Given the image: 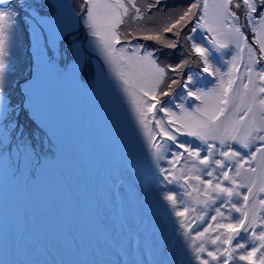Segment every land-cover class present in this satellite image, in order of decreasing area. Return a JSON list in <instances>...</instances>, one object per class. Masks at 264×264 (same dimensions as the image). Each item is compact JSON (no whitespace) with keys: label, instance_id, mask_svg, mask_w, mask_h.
Listing matches in <instances>:
<instances>
[{"label":"snow or ice","instance_id":"snow-or-ice-1","mask_svg":"<svg viewBox=\"0 0 264 264\" xmlns=\"http://www.w3.org/2000/svg\"><path fill=\"white\" fill-rule=\"evenodd\" d=\"M20 12L33 30L42 65L58 70L62 63L75 76L84 72L88 53H96L98 48L97 55L122 81L149 142L154 135H162L171 142V149L183 150L175 151L169 163H180L183 158L185 165L191 162L188 172L184 167L175 171L160 168L158 185H176L181 179L187 180L192 171L202 173L193 179L206 187L191 186L190 191L182 192L176 188L161 197L174 216L185 218L175 223L179 225L177 233L186 241L183 247L191 250L190 255L185 253L187 264H193V258L200 264H264V0H80L79 11L68 0H0V161L8 163L14 179L35 175L49 166L45 137L52 134L48 120L35 112L28 113L31 87L22 91L19 102L12 95L11 34L21 19ZM81 21L84 41L75 35L78 29L74 25ZM186 28L187 33L182 35ZM209 42L210 47L206 46ZM165 49L180 52L181 59L175 65L161 60L160 53ZM225 56L230 57L226 63ZM200 63L203 67L199 71L189 67ZM239 65H243L242 74ZM226 66L228 71L222 72ZM185 68L188 72L183 83L177 79L167 82L169 72ZM215 76L218 82L213 87H198L205 81L212 82L210 78ZM97 78L109 79L103 68ZM161 85L167 90L160 95L170 97L166 104L171 107L161 104L155 95ZM173 85L181 89L182 95L177 93L172 98ZM186 97L192 98L189 107L195 101H201V105L193 111L183 103L176 105V99L183 101ZM177 107L179 115L173 111ZM22 113L27 116L26 122L20 119ZM157 113L177 116L176 121L168 119V125L181 119L184 123L169 131L157 119ZM153 121L155 132L149 126ZM181 127L186 131L181 133ZM179 136L195 140H181ZM217 140L220 148L227 145V150L219 151L216 144L209 143ZM152 147L154 157L164 159L163 148L154 143ZM217 152L222 159L213 158ZM233 166L235 176H230ZM123 181L121 178L119 193L124 189ZM185 196L190 200L185 201ZM195 205L203 208L198 212ZM212 205H217L212 208L215 214L208 216L207 209ZM187 213H197L195 220L199 223L195 228L185 222ZM217 217L230 222H217L215 227L207 223ZM181 228L185 229L183 233ZM210 230L215 236L206 235ZM208 244L214 249L209 250ZM131 248L140 253L144 264L156 255L139 239L132 242ZM155 264H185V260L174 247L163 244Z\"/></svg>","mask_w":264,"mask_h":264},{"label":"bare ground","instance_id":"bare-ground-1","mask_svg":"<svg viewBox=\"0 0 264 264\" xmlns=\"http://www.w3.org/2000/svg\"><path fill=\"white\" fill-rule=\"evenodd\" d=\"M68 2L71 4L70 0ZM29 30L34 65L23 89L32 88L30 114L35 112L48 120L56 151L53 156H47L50 163L44 171L20 179H14L8 163L0 161V264H144L140 253L131 248L137 239L156 253L155 257H149V264L159 259L163 244L174 247L187 264L185 253L190 255L191 250L183 247L186 241L177 233L179 225L175 223L185 218L174 216L161 197L176 188L182 192L190 191L191 186L206 187L193 179L202 173L192 171L187 180L181 179L176 185H158L156 175L160 174V168L175 171L184 167L185 173L188 172L191 162L185 165L183 158L180 163H169L175 151L183 150L171 149V142L162 135H154L149 142L122 81L103 57L97 55L98 48L93 53L95 81L88 86L80 80V72L73 76L66 71L59 76L57 70L42 65L35 35L31 27ZM206 46L210 47V42ZM223 59L226 63L230 57ZM244 62L247 63L246 50ZM239 67L242 74L243 65ZM101 68L108 80H98ZM221 71L227 72L228 67ZM210 80L212 82L205 81L198 87L205 90L213 87L218 76ZM177 93H181V89L172 98ZM190 101L192 98L186 97L175 102L177 106L183 103L189 111L201 105V101H195L189 107ZM161 104L171 107L166 101ZM173 111L179 115L181 110L177 107ZM157 119L169 131L184 123L181 119L168 125L166 121H176L177 116L168 117L163 113H157ZM149 126L155 132V122ZM185 131L181 127V133ZM179 139L195 140L185 136ZM152 143L163 148L164 159L154 157ZM196 143L202 144L198 140ZM209 143L216 144L219 151L227 150V145L220 148L218 140ZM232 146L240 150L239 145ZM46 151L51 153L52 149ZM213 158L222 159L218 152ZM243 167L247 169L248 165ZM229 175L235 176L234 166ZM121 178L124 189L119 193ZM203 179L211 178L203 176ZM200 198L205 197L201 194ZM183 199L190 200L187 196ZM217 205L207 209L208 216L215 214L212 208ZM195 206L198 212L203 208V205ZM178 207L183 210V205L178 204ZM196 215L186 214L185 222L192 223L194 228L199 223ZM217 222L229 223L230 220L217 217L216 221H207L213 227ZM203 226L206 225L201 228ZM184 230L181 228L180 232ZM215 234L210 230L206 235ZM155 244H159V248H154ZM206 247L213 250L215 246ZM204 256L207 258L206 254ZM193 264L200 262L193 258Z\"/></svg>","mask_w":264,"mask_h":264},{"label":"rangeland","instance_id":"rangeland-1","mask_svg":"<svg viewBox=\"0 0 264 264\" xmlns=\"http://www.w3.org/2000/svg\"><path fill=\"white\" fill-rule=\"evenodd\" d=\"M170 1H174V0H170ZM176 1L178 2V0H176ZM183 2L187 3L188 0H183ZM71 3H72L74 10L79 11L80 0H71ZM23 14H24L23 12H20L21 19L19 20V22H17V24L14 27V29L12 30V34H11V51H10L9 60H10L13 71L10 73L9 82L11 85L12 95H13L15 101L20 95H22V91H24L23 88L27 84V82L29 81V78L32 75V68L34 65V61H33L30 64H28L27 66H26V64H23L21 67L17 66V61H20L21 59H23V60L26 59V57H28V55L30 56V53H31V38H30V34H29V28H28V25L24 23L23 16H22ZM158 22L159 21H157V23ZM141 26H143V22H141ZM74 27L78 29V31L75 32V35L78 36L81 41H84L85 40V28H84L85 26H84V24H83V26L80 24L79 27H77V26H74ZM133 27H135V25H133ZM149 27H151V25H149ZM189 27H191V25H189ZM186 33H187V28L185 29V33H182V35L186 34ZM168 36H169V34H168ZM169 38H170V36H169ZM251 38L252 37H249V39H251ZM150 46L155 47V45H151V44H150ZM163 53H166V54L163 55ZM88 54H90L89 60L85 66L84 72L79 73V76H80L81 80L83 81V83L90 86L95 81L94 75L96 74V64H95V62H93L95 55L93 53H88ZM31 56H32V53H31ZM160 58H161V60H167V62L175 65L181 59V54H180V52H175L173 54V52H171L170 50L165 49L163 52L160 53ZM13 62H15V63H13ZM59 65L64 66V64H62V63ZM189 67H192L194 70L199 71L200 69H202L203 65L200 63V64H196L195 66L190 65ZM57 71H58L59 76H63V74L67 70H65L64 68L59 66ZM180 71H183V72L180 73ZM19 72H21V73L24 72L25 74H27V77L24 80H20V81H18V79L14 80V78L16 77L14 74H17ZM187 72H188V68H185L183 70H178L176 73H173L174 76H169V74L172 73V72H169L168 77L170 79H168L167 82L169 83V81L172 78H174V79L179 80L181 83H183L186 80L185 73H187ZM92 78H93V80H92ZM86 81H89V82H86ZM18 85H19V87H18ZM173 88L175 89V92L172 93V96L175 95V93L180 89L177 85H173ZM166 90H167V88L165 87V85H161V88L159 90H157V92L155 93V95H157L158 100L165 102L169 99V97H165V96L160 95L161 91H166ZM28 112L30 114L31 109L28 108ZM21 121H22V119H21ZM45 143H46L45 148H47L49 150L52 149V151H53V152L51 151V153H49L46 151L47 149H45V153L47 154V156H53L55 151H56L54 141H52V138L50 136H48V139L45 138ZM49 147H51V148H49Z\"/></svg>","mask_w":264,"mask_h":264},{"label":"trees","instance_id":"trees-1","mask_svg":"<svg viewBox=\"0 0 264 264\" xmlns=\"http://www.w3.org/2000/svg\"><path fill=\"white\" fill-rule=\"evenodd\" d=\"M169 36H170V34H169ZM170 38H171V37H170ZM164 54H166V53H164ZM173 54H174V53H173ZM181 72H183V71H180V73H181ZM169 76H174V75H173V73H170ZM172 79H174V78H172ZM170 81H171V80H170ZM170 81H169V82H170ZM19 100H20V99H19ZM16 102H19V101H17V99H16ZM20 118L22 119V121H25V122L27 121V116L24 115L23 113L21 114V117H20ZM32 126H34V125H32Z\"/></svg>","mask_w":264,"mask_h":264}]
</instances>
